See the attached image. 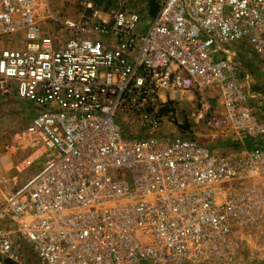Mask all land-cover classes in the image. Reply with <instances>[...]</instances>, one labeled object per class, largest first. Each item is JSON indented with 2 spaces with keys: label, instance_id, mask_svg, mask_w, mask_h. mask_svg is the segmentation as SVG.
Here are the masks:
<instances>
[{
  "label": "built area",
  "instance_id": "2783aa9c",
  "mask_svg": "<svg viewBox=\"0 0 264 264\" xmlns=\"http://www.w3.org/2000/svg\"><path fill=\"white\" fill-rule=\"evenodd\" d=\"M40 6L0 0V37L20 36L0 50V94L30 109L0 153L26 151L17 173L41 160L16 187L0 176V264H27L18 239L38 264L225 262L239 231L264 228V96L224 46L247 42L264 67V0H152L149 16L87 3L48 29ZM170 91L196 102L183 122L229 145L161 133Z\"/></svg>",
  "mask_w": 264,
  "mask_h": 264
},
{
  "label": "rangeland",
  "instance_id": "374dc122",
  "mask_svg": "<svg viewBox=\"0 0 264 264\" xmlns=\"http://www.w3.org/2000/svg\"><path fill=\"white\" fill-rule=\"evenodd\" d=\"M123 3L126 7L140 9L149 16L152 11V0H46V6H40L39 19L40 24L45 29H48L51 24V17L53 18H67L71 20H80V18L87 16L88 12L85 5L91 3L95 10L99 12H107L113 8L117 2ZM102 17H106L100 14ZM16 38V36H15ZM18 36L14 41L9 36L0 37V50L4 48L15 47L19 43ZM15 42L12 44L11 42ZM235 52L236 60L239 61L250 73L251 87L262 84V61L261 56L256 55L251 46L247 42H239L224 45ZM174 97V101L170 103L172 110L169 116L165 118L161 125V133H178L188 132L197 140L206 144L209 150L219 149L224 150L229 145L232 139L229 130L218 128L210 131L203 123L194 124L183 122V114H187L194 110L196 102L190 92L176 91L169 93ZM208 101L213 104L218 103L213 91L206 94ZM221 107L217 106L213 111L220 113ZM29 106L17 99L13 94H0V145L10 144L12 134L17 129L23 127L27 123V116L29 114ZM120 121V120H118ZM177 122H181L178 124ZM133 131L140 132L137 127L131 128ZM216 135L211 138L210 135ZM124 136V134H122ZM248 146L252 142L244 140ZM254 145L264 147V140L253 142ZM27 155L19 146H16L14 153H0V176L4 174L9 178V185L16 187L22 183L27 177L33 176L41 166V160L35 162L23 172L17 173L13 167L23 161ZM15 184V185H14ZM2 194L0 191V199ZM19 249L24 261L27 264H38L35 255L31 253L29 243L18 239ZM219 264H264V228L250 227L246 230L239 231L234 239L233 254L227 256V260Z\"/></svg>",
  "mask_w": 264,
  "mask_h": 264
},
{
  "label": "crops",
  "instance_id": "0c3cea01",
  "mask_svg": "<svg viewBox=\"0 0 264 264\" xmlns=\"http://www.w3.org/2000/svg\"><path fill=\"white\" fill-rule=\"evenodd\" d=\"M252 90L257 94V95H259V96H264V88H262L261 87V85L259 84V85H257L256 84V86L254 87V88H252ZM261 105H264V100H262L261 102ZM218 104V103H217ZM28 180V178L27 177H25V179L22 181V183H25L26 181ZM21 183V184H22ZM15 185V184H14Z\"/></svg>",
  "mask_w": 264,
  "mask_h": 264
}]
</instances>
